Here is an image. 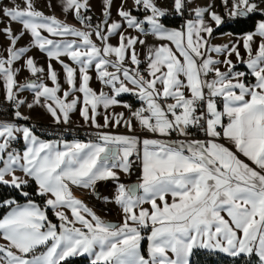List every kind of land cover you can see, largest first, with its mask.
I'll list each match as a JSON object with an SVG mask.
<instances>
[{
	"label": "snow or ice",
	"instance_id": "6c2138e0",
	"mask_svg": "<svg viewBox=\"0 0 264 264\" xmlns=\"http://www.w3.org/2000/svg\"><path fill=\"white\" fill-rule=\"evenodd\" d=\"M127 2L113 19V0H99L102 19L93 23V0H59L79 28L34 0L0 6V94L14 109L0 119V187L13 190L0 195V264L85 256L89 264H191L196 249L264 264V0H221L223 16L215 0L195 7L170 0L171 12L156 0ZM173 14L184 18L179 28L163 22ZM254 15L262 18L252 31L212 43L226 18ZM25 105L44 109L56 125L78 111L94 131L86 141L43 140L16 123L29 119ZM134 174L135 182L122 179ZM30 183L42 203L25 190ZM108 183L111 198L98 191ZM74 189L114 203L119 221L102 219Z\"/></svg>",
	"mask_w": 264,
	"mask_h": 264
},
{
	"label": "crops",
	"instance_id": "0c3cea01",
	"mask_svg": "<svg viewBox=\"0 0 264 264\" xmlns=\"http://www.w3.org/2000/svg\"><path fill=\"white\" fill-rule=\"evenodd\" d=\"M170 0H156L157 4L159 7H161L162 9H167L168 8V2ZM123 2V0H113V6H112V17L113 19H116V10L117 8L121 5V3ZM213 0H192V6H201V5H206V4H210L212 3ZM13 3H22V0H0V6H9L11 7L13 5ZM216 3V7L214 9V11L220 13L222 16L224 15V7L221 3V0H215ZM51 4L52 8L47 7V5ZM34 5L38 10H41L43 12H45V14L48 15H55L57 18L65 20L66 23L75 26V27H81V25H79L71 16L65 18L60 10L59 7V0H34ZM126 8H132L133 4H132V0H128V2L125 4ZM100 3L99 0H93V9L91 11V13H89V15H92L94 19H96L98 22L102 19L101 17V13H100ZM134 15H139L140 18L143 17V13H133ZM179 17V16H176ZM181 18V17H180ZM184 22V18H181ZM227 20V18H226ZM182 22V24H183ZM181 24V25H182ZM180 27V26H179ZM179 27H169V28H179ZM14 29H19V25H13ZM133 35H135L136 33L133 32ZM235 36L237 35H232L231 37L227 35V33H223V34H218V35H213V40L212 43L213 44H225L228 43L230 39H234ZM142 39H147V44L148 46H151L154 43V38H152L151 36L148 37H142ZM117 42L116 38H113L111 40V43L115 44ZM21 46H26L27 45V38H25L24 40H22L20 42ZM137 50L141 53H143L144 51H146V47L145 46H137ZM241 51H243L241 49ZM30 55H33L34 58L36 59L37 63L39 66H44L46 67V57L39 53L38 50H32L30 53ZM235 61V57L232 58ZM19 66V65H17ZM241 66V65H238ZM57 67V71L60 72V68L59 65L56 66ZM143 67V65L141 66ZM240 70H244V69H240ZM29 74L27 72H23L19 79L20 82H24L26 77ZM91 85L93 88L99 89L101 87V85H99V82L96 81L95 77H94V73H93V80L91 81ZM25 98L28 102H31V94L28 92H25L23 94V97ZM123 102L126 103H130V95L129 94H124L121 97ZM0 100H4L3 95L0 94ZM138 101V100H137ZM137 103V102H135ZM20 111L22 112V114L24 116L29 117L28 120H18L16 121V123L19 126H27V122L30 120L33 121H39L45 124H54L52 121V118L44 111V109L40 108V107H35L33 109H28L27 106H23L21 107ZM103 110H101L102 112ZM114 111L116 112H127V109H124L122 107H117L114 109ZM100 123H103V118L102 115L100 117H98ZM74 124L77 127L80 128H89L85 125H83V121L82 118L79 116L78 111L77 112H73L71 114L70 117V122ZM106 131H109L108 129H106ZM110 131L113 132H120L123 133L125 132L124 128H119V129H110ZM122 179L125 182H128V177L127 176H123ZM100 189V193L102 196H107L109 198H111L113 191H114V186L111 183H108L107 185L105 184H101L99 186ZM74 192L76 194V196L78 198H81L84 200V202L90 207L92 208V210L98 215L100 216L102 219L109 221V222H118L120 219V210L119 208L111 202H105L102 199H96L94 196H91L90 193L84 191V190H80V189H74ZM96 202V203H95ZM206 250V249H204ZM210 251V250H207ZM215 252V251H214ZM223 254V253H222ZM226 255V254H225ZM85 258H87L85 256ZM88 259V258H87Z\"/></svg>",
	"mask_w": 264,
	"mask_h": 264
},
{
	"label": "trees",
	"instance_id": "16d2710c",
	"mask_svg": "<svg viewBox=\"0 0 264 264\" xmlns=\"http://www.w3.org/2000/svg\"><path fill=\"white\" fill-rule=\"evenodd\" d=\"M262 17L260 15H254L250 19H245L242 22L233 23L232 21L226 20V23L219 29L214 31L213 35L232 33L234 35H239L241 32L252 31L255 27L256 21L260 20ZM167 27H179L181 26L183 20L180 17L166 18L163 21ZM243 69V66H237V70ZM26 191L33 194V199L37 202L42 203L39 197L34 195L35 185L31 184L26 187ZM12 189L0 187V195L7 197L12 194ZM20 202H24V198L20 197ZM5 210H0V215L4 214ZM49 218L54 222L58 223L55 217L52 215L51 210L48 211ZM146 241L142 242V248L146 251ZM191 264H257L255 257H243V258H232L225 254L207 251L204 249L194 250L191 256ZM68 264H89V260L85 257H77L71 259Z\"/></svg>",
	"mask_w": 264,
	"mask_h": 264
},
{
	"label": "built area",
	"instance_id": "2783aa9c",
	"mask_svg": "<svg viewBox=\"0 0 264 264\" xmlns=\"http://www.w3.org/2000/svg\"><path fill=\"white\" fill-rule=\"evenodd\" d=\"M170 12L172 10V4L169 1L168 2V8ZM188 13L186 12L185 18H187ZM175 17V15H169L168 18ZM98 21L96 19H93V23H97ZM142 37H145L142 35ZM130 104L133 106V108H136L139 106V101L136 100L134 96L130 95ZM137 102V103H135ZM14 111L12 107L9 106L8 102L5 100H0V119H10L11 113ZM29 127H33L35 133L43 140H59L64 139L67 141H72L74 139L79 140H88L90 138V134L94 131L90 128H80L75 126L72 123H69L67 125H56V124H45L39 121H33L30 120L26 124ZM196 135H200L199 133H196ZM22 145V141L17 143L15 146L19 149ZM136 174H134L132 177H128V182H135ZM98 191L100 189L98 188ZM96 203V202H95Z\"/></svg>",
	"mask_w": 264,
	"mask_h": 264
}]
</instances>
